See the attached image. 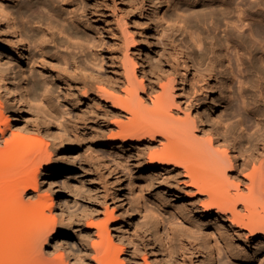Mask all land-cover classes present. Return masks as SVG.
Wrapping results in <instances>:
<instances>
[{"label":"bare ground","instance_id":"1","mask_svg":"<svg viewBox=\"0 0 264 264\" xmlns=\"http://www.w3.org/2000/svg\"><path fill=\"white\" fill-rule=\"evenodd\" d=\"M114 1L12 0L19 9L11 13L14 18L22 21L24 10H29L28 22L38 26L30 30H15L8 15L0 12V17L7 19L0 29V67L9 66L0 69V264H68L71 257L74 263L70 264H137L143 251L144 264H149L147 247L155 264H184L188 253H203L201 260L192 264H214L220 249L239 262L261 261L264 69L258 56L264 46V28L252 23L264 21V0H205L206 5H218L219 9H194L184 14L185 18L174 5V14L168 15L173 25L185 21L193 27L211 20L217 28L225 21L223 35L212 32L192 42L182 39L176 43L170 40L169 30L159 31L157 26L153 34H144L143 51L137 54L134 50L139 45L126 29L127 19L140 14L147 32L151 21L160 20L161 7L176 0H117L123 10L117 18L111 9ZM246 19L252 21L248 34L243 32L244 25H239ZM145 36L157 45L154 53L147 52L152 46ZM22 40L33 44V49L27 52L20 46ZM230 46L245 73L240 85L243 103L258 117V130L252 137L236 135L231 124L225 126L213 117L217 108L232 100L228 83L234 75L224 55ZM19 48L27 54L30 72L22 81L11 77ZM37 69L49 75L44 77H48V87L42 92L36 85ZM28 78L32 91L25 88ZM188 81L199 83L205 95L198 109L193 104L195 116L174 112L178 108L175 90L183 92ZM53 97L63 106H71V120L61 121L67 112H56ZM4 105L11 114L8 118ZM230 107L229 111H234ZM26 108L43 119L46 129L38 140L23 131H10ZM50 126L58 130V136L49 133ZM64 132L69 135L66 141L62 139ZM84 140L99 145L98 151L106 158L103 166L110 164L108 170L114 167L124 173L122 164L128 165L134 156L144 169V189L158 188L170 202L186 198L184 207L177 208L182 223L171 230L168 249L164 250L155 230L150 236L157 241L158 253L152 248L148 228L142 236L115 222L108 225V218L95 224L75 210L73 203L57 201L55 181L74 171L73 153ZM50 144L60 157L50 152ZM104 148L117 150L105 154ZM147 171L151 172L145 176ZM41 177L49 183L42 195ZM126 180L129 185L131 176ZM125 189L119 185L116 190L121 205ZM125 214L128 220L132 216L127 211ZM204 220H208L207 225ZM155 225L159 226L158 219ZM109 226L116 228L121 245L114 244ZM205 226H211L221 248L216 245L202 252ZM124 243L130 248L127 260L121 259L126 251ZM22 247L24 252H18Z\"/></svg>","mask_w":264,"mask_h":264},{"label":"rangeland","instance_id":"2","mask_svg":"<svg viewBox=\"0 0 264 264\" xmlns=\"http://www.w3.org/2000/svg\"><path fill=\"white\" fill-rule=\"evenodd\" d=\"M115 0L114 4H111V9L114 12V16L117 18L120 11H123L121 7H119V1ZM167 1V0H166ZM200 3H196V0H186L180 2L179 0H176V2H172L170 5H163L161 9L158 11V17L160 20H153L149 24V30L147 32L144 31V17H141L139 15H131L127 19V26L126 29L129 31V35L138 43V48L134 50L135 54L139 53L140 51H143L144 46V34L148 33H154L155 28L158 26L159 31L165 30L168 31V36L170 37V40L175 41L176 43L180 42L182 39H186L187 41H190L192 39L197 40L196 37L198 36H207L208 33H215L217 36L223 35V29L225 28V21H220L219 26L217 28L215 27V24L209 21H201L198 23H195V26H190L186 24L185 21L178 23V25H173V22L169 19L168 15L170 13L174 14V5H177L179 7V14L183 15L182 18H185L184 14L192 12L194 9H201L205 8L206 10L211 9H219L218 5H212L204 3L205 0H198ZM204 1V2H203ZM237 2H240L241 0H236ZM186 2V3H185ZM188 2V3H187ZM203 2V3H202ZM113 5L115 6L113 8ZM204 6V7H203ZM18 9L17 3H13L12 0H0V12L3 14L8 15V18L10 19L12 25L14 26L15 30H19L21 27H23L25 30H30L38 27L37 25H31L28 22V17L30 15L29 10H24V17L23 20L20 21L18 18H14L13 11H16ZM19 10V9H18ZM23 11V10H22ZM117 15V16H116ZM140 16V17H139ZM14 18V19H13ZM166 20L170 22H166ZM7 21L6 18L0 17V29H3V24ZM252 23L249 19H246L245 23L240 22V26L242 24L243 32L248 34L250 32L249 25ZM254 26L259 25L264 28V21L263 20H257L252 23ZM248 25V26H247ZM174 26V27H173ZM175 27L176 30L174 29ZM38 29V28H36ZM180 29V30H179ZM88 35L90 34L87 31H84ZM118 37L120 40H122V34L120 29L118 30ZM146 37V36H145ZM191 37V38H190ZM21 38V37H19ZM21 40V39H20ZM146 40L150 42L151 49L147 51L148 53H154L157 45L150 39V37H146ZM185 40V41H186ZM76 40H74L75 42ZM18 42V41H17ZM154 44H153V43ZM192 42V41H190ZM25 47L26 51L28 52L31 48L33 49V44H29L26 40L21 41V45ZM262 53L258 56L259 63H261V60L263 63H261L262 68L264 69V46L262 47ZM133 51V50H132ZM227 51V52H226ZM224 55L227 56V62L226 65L229 66V69L231 73L234 75V79L228 83V90L230 92L231 99L229 103L224 104L222 108H217L213 112V117L216 118L217 121H222V123L225 122V126L228 124L229 126L232 125L234 127V131H236V135L238 133L241 135H248L250 137L254 136L253 133L257 132V124H258V117H256L255 114L249 111V108H247L243 103V98L241 96V82H243L245 79V73H243V67L239 66L236 63V55L234 54L233 47L230 46L228 50H226ZM18 52V61L15 59L16 66L13 64L11 67V70L13 74H11V77L13 80H20L22 81L24 79L23 76L29 77L30 72L28 69V60H27V54L24 55L21 51V48L17 50ZM34 52L38 53L37 49H34ZM141 55V54H139ZM78 56V55H77ZM261 56V57H260ZM262 58V59H261ZM144 59V58H143ZM20 60V61H19ZM18 65V66H17ZM22 67V68H21ZM242 67V68H241ZM8 69L9 66H2L0 69ZM24 72V75H23ZM36 79H37V87L40 92H42L46 87H48L47 84V78H44L45 76H49L48 74H45L42 71H39L38 69L35 71ZM138 77H140V72H137ZM188 77V76H187ZM144 81H147V79L143 78ZM243 80V81H242ZM189 84L185 85L183 88V92H179L178 89L175 90V101L178 106V108L174 109V112L178 115H183V113L192 112L193 115L195 114V107L199 104H201L204 99L205 95L202 94V90L200 88V84L197 82L188 81ZM30 81L28 78V81L26 83L27 89L30 88ZM32 88V87H31ZM29 89V91H32L33 89ZM40 99V98H39ZM54 107L57 109L56 112H59L60 110H65L67 112V115L65 114L64 118H62V122H65L67 120H71L73 117V112H71V106H63V104L60 102H56V99L53 97ZM38 104L42 105L43 101H40L37 99L36 101ZM232 102V103H231ZM234 102V103H233ZM231 103V104H230ZM194 104V106H193ZM6 108L7 106L4 105ZM232 109L234 108V111H229V107ZM235 106V107H234ZM192 107V108H191ZM199 106H197L198 109ZM225 107V108H224ZM63 108V109H62ZM190 110V111H189ZM4 116L8 118L11 116L10 111L8 110V107L4 110ZM237 111V112H236ZM231 112H234V115L230 114ZM228 113V114H226ZM237 113V114H236ZM227 115V116H226ZM229 115V116H228ZM232 115V116H231ZM195 116V115H194ZM226 116V117H225ZM228 117V118H227ZM230 117V118H229ZM213 118V119H214ZM228 119V120H227ZM42 118L37 116L35 114L34 110H30L29 108L24 109L23 112H20L18 114V122L11 125V132H18L23 131L27 136H30L36 140L40 137L41 133L46 129L45 126L42 123ZM220 121V122H221ZM227 123V124H226ZM231 124V125H230ZM224 125V124H223ZM227 125V126H228ZM224 126V127H225ZM236 127V129H235ZM239 128V129H237ZM239 130V131H238ZM49 133L53 136H58V130L54 129V127H49ZM8 135H10V132H8ZM246 136V137H248ZM69 137L68 133H63L62 139L66 141V139ZM119 144H117L118 146ZM158 146H156V149ZM98 144L92 143L90 140H84L82 144L80 145V149L76 150L74 152V156H76V164L73 172H70L68 174L64 173L60 177H57L56 179V191L58 192L57 195V201L59 203H62L63 201L73 203L75 206V210H77L79 213H84L88 217L90 221H92L95 224H100L102 222H106L108 218V225H111V223L115 222L118 224V227L120 228H126L129 232H135L140 233V235L144 236V229L148 228L149 231L147 234L149 235L148 238L152 242V248L157 250V241L151 238V231L155 230L156 232H159L160 240L162 241L164 245V250L168 249V241L169 236L171 234V230L175 229L176 226L181 225L182 221L179 219V213L177 212V208H183L184 203L186 200L185 197H182V200L176 201V202H170V198L165 197V194L162 195L160 190L158 188L152 187L149 190L144 189V169H142L137 164L136 158L132 156L128 160V165L122 164L123 167L126 168V171L120 172L121 169H115L114 167H111L108 170V167L110 164L106 162L105 166H103V162L106 161V158L103 157V153L98 151L99 149ZM110 149V150H109ZM50 152H54L55 157L58 155L53 148L52 145H49ZM104 153L109 154L113 153L114 150L112 148H104ZM261 161L264 162V158L261 157ZM69 164V163H66ZM151 171H147L145 173V176L149 175ZM116 174L119 178V181H116ZM131 176V182L129 185H127V180ZM40 188H39V194L42 195V191H44L49 183L47 182V178H40ZM119 185H122V188L125 189L121 192L123 195V204L121 205L120 199L118 197L120 195L116 194V190ZM118 196V197H117ZM163 201H167L164 203ZM108 210V212L106 211ZM125 211L129 212L132 216L128 220L126 219ZM93 213V214H90ZM158 219L159 226L156 227L155 221ZM204 225H207L208 220L203 221ZM110 228V234L114 244L117 242L118 245H121V242L117 239V232L115 231L116 228L109 226ZM208 227V228H207ZM12 229V228H11ZM10 230V228H9ZM8 230V231H9ZM206 236L201 237V246L200 248L202 252L209 251L210 248L214 246H218L221 248L222 245L220 242L217 241V236L211 226H205L204 228ZM141 236V237H142ZM94 239V238H93ZM26 240V239H25ZM27 241V240H26ZM12 244V241L10 242ZM141 244L144 250V239L141 238ZM123 245V244H122ZM126 247V251L121 256V259L127 260L129 258V252L130 248L127 245V243H124ZM23 248V249H22ZM18 252L22 253L24 252V247H22ZM219 248V249H220ZM76 249H79V247H76ZM149 249L147 247V252L145 253L147 263L149 264H155L153 262L152 256L149 252ZM23 250V251H22ZM220 255L216 258V261L214 264H264V258L244 263L239 262L236 260H233L229 258L224 250L220 249ZM19 254V253H17ZM45 254L50 255L49 253ZM44 257H47L45 256ZM190 254V256H189ZM203 254V253H202ZM201 254V255H202ZM188 255V256H187ZM185 259L184 264H192V262L201 260V255H194L193 253H188ZM144 257V251L139 255L137 259V264H144L143 258ZM49 258V256L47 257ZM50 258L51 255H50ZM49 258V259H50ZM194 258V259H193ZM196 259V260H195ZM69 261V262H68ZM68 264L74 263L73 258H68L67 260Z\"/></svg>","mask_w":264,"mask_h":264}]
</instances>
